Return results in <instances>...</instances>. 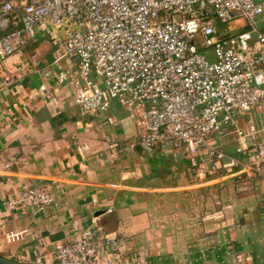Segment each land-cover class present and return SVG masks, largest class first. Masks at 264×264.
I'll return each instance as SVG.
<instances>
[{
	"label": "built area",
	"instance_id": "obj_1",
	"mask_svg": "<svg viewBox=\"0 0 264 264\" xmlns=\"http://www.w3.org/2000/svg\"><path fill=\"white\" fill-rule=\"evenodd\" d=\"M237 21L241 30L231 26ZM258 23H264V0H0V97L13 81L3 70L6 59L43 33L57 45L56 83L72 89L83 115L105 113L115 100L140 131L130 148L170 147L194 165L197 157L227 159L224 167L240 165L264 181L260 130L238 122L264 104V30ZM30 63L38 61L31 57ZM28 97H49L47 85ZM229 133L239 146L228 156L220 138ZM5 205L42 210L56 201L51 183L40 182L9 195ZM246 260L235 254L236 264ZM134 262L114 233L97 235L88 226L58 241L50 258L28 264Z\"/></svg>",
	"mask_w": 264,
	"mask_h": 264
},
{
	"label": "crops",
	"instance_id": "obj_2",
	"mask_svg": "<svg viewBox=\"0 0 264 264\" xmlns=\"http://www.w3.org/2000/svg\"><path fill=\"white\" fill-rule=\"evenodd\" d=\"M56 48L40 33L3 66L13 81L0 97V256L25 263L50 258L58 241L91 226L97 235L114 233L124 252L136 256L133 264H236L237 253L248 257L247 264H264L261 177L233 166L226 169L228 174L220 170L203 180L199 173L176 170H184L185 161L187 171L201 168L202 159L210 162L204 157H197L194 165L170 147L130 148L140 131L124 110L113 113L109 107L102 114L83 115L72 89L56 83ZM31 57L38 63L31 64ZM42 83L49 97H28ZM251 113L259 120L253 123L260 130L256 138L264 141V104ZM246 121L242 115L238 118L242 128L250 124ZM220 142L228 156L239 146L235 133L225 134ZM245 144L252 149L251 139L245 138ZM164 169L169 172L162 173ZM220 180L236 187L215 195L220 206L211 212L213 226L203 229L194 221L192 228L178 226L181 198L188 194L184 190L192 194ZM40 182L51 183L56 205L42 210L6 207L9 195ZM181 228L184 231L174 232ZM10 233L18 236L10 239Z\"/></svg>",
	"mask_w": 264,
	"mask_h": 264
},
{
	"label": "rangeland",
	"instance_id": "obj_3",
	"mask_svg": "<svg viewBox=\"0 0 264 264\" xmlns=\"http://www.w3.org/2000/svg\"><path fill=\"white\" fill-rule=\"evenodd\" d=\"M256 21L259 22L260 17H256ZM263 26H264V23H258L259 29L264 30ZM242 27H243L242 25H239L235 29L241 30ZM209 60L210 61L214 60L213 51L210 52ZM110 107H111V110L113 111V113H116L117 110H119L118 113L124 112L123 109L119 106V104L115 100H112L110 102ZM252 110L253 109L242 114L243 118L245 120H247L246 124H248V123H254L255 124V122L259 123V120L256 116L254 117V120H253V118H252L253 114L251 113ZM222 140H224V138H222ZM222 147H223V145H222ZM166 156H168V155H166ZM184 160H185V158H184ZM201 162L203 163L201 168L191 169V167H190V171H187L188 164L185 161L182 165L184 170L179 169L176 171L183 173V174L191 175V176L197 175L199 173L203 180L208 179L209 176H213L214 174H217L220 170L221 171L219 172V174L230 173V171L226 170V169H229V167H224V166L219 165V164L215 165L214 162H207L205 159H202ZM221 162H223V159L221 160ZM235 167H240V165L235 166ZM166 170L167 169L162 170V173L166 174L169 172ZM244 173L246 175V171H244ZM191 179H193V177H191L190 180ZM197 179H199V176L197 177ZM224 183H225V180H220L219 182H216L215 184H212V185L209 184V185L201 186L199 188H195L196 191L192 194L189 193L190 189L184 190V191L188 192V194L186 193L181 198V204H180L181 211L176 216L178 226L183 227V225H185V227L192 228L193 227V221H194L196 226L201 225L203 227V229L207 228L210 224H212V226H213V223L215 222L216 219L214 217H211V214H212L211 212L215 211L216 208L220 206V203L214 202L215 199L218 197L215 195L224 196L226 194V192L228 193L229 191H231L232 187H234V188L236 187L235 183L233 185L229 184V186H227ZM215 185H216V187H215ZM179 231L182 232L184 230L182 228L179 230L174 229V232L179 233Z\"/></svg>",
	"mask_w": 264,
	"mask_h": 264
},
{
	"label": "water",
	"instance_id": "obj_4",
	"mask_svg": "<svg viewBox=\"0 0 264 264\" xmlns=\"http://www.w3.org/2000/svg\"><path fill=\"white\" fill-rule=\"evenodd\" d=\"M100 213H101V211L97 212L96 215H98ZM0 264H28V263L0 256Z\"/></svg>",
	"mask_w": 264,
	"mask_h": 264
}]
</instances>
